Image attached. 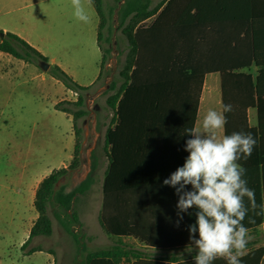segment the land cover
Instances as JSON below:
<instances>
[{"label": "trees", "instance_id": "trees-1", "mask_svg": "<svg viewBox=\"0 0 264 264\" xmlns=\"http://www.w3.org/2000/svg\"><path fill=\"white\" fill-rule=\"evenodd\" d=\"M100 17L98 39L103 58L100 81L113 53L116 29L128 42L123 79L111 84L108 106L114 117L105 135L109 164L102 185L103 209L100 223L118 241L107 248L88 251L77 227L80 196L98 183L99 156L92 155V171L85 181L67 191L63 178L81 165L82 128L80 119L89 115L86 98L92 86H81L61 67L51 65L49 73L76 92L78 99L56 109L73 115L77 139L75 155L68 167L53 170L36 192L39 214L22 250L38 236L53 234L50 212L85 253L81 264H194L188 226L195 223V207L177 215L175 189L163 184L188 152L185 143L195 128L202 88L210 73L222 81V100L231 104L224 113L226 135L250 132L256 140L252 154L238 161L246 168L248 187L255 191L256 203L264 205V0H90ZM123 2V3H121ZM156 17L145 25V21ZM117 22V26L115 25ZM106 29V32H105ZM107 44V46L104 45ZM0 52L29 63L49 62L37 49L17 34L0 29ZM256 67L257 75L250 70ZM96 81V82H97ZM257 108L259 125L250 126L248 110ZM191 189V186H187ZM242 222L248 233L264 224V211L257 207ZM197 238L198 232L195 234ZM132 238L154 250L150 254L127 244ZM249 242L245 249L251 247ZM32 247L29 254L43 251ZM263 250H251L241 264H262ZM212 264H228L217 258Z\"/></svg>", "mask_w": 264, "mask_h": 264}, {"label": "rangeland", "instance_id": "rangeland-1", "mask_svg": "<svg viewBox=\"0 0 264 264\" xmlns=\"http://www.w3.org/2000/svg\"><path fill=\"white\" fill-rule=\"evenodd\" d=\"M160 1L162 0H154V5ZM34 2H38V6H32L31 3ZM50 4L52 6L49 7L51 9L49 14L45 6ZM81 4L89 17L93 12L95 21H100L93 3L89 0H81ZM23 15H26L30 21V27L27 29H30L36 37L43 32L56 40L48 43L47 49L59 58H64L68 37L72 36L75 43H73L74 53L70 59H74L72 62L76 66L80 63L84 65L86 74V78H82L84 81L93 77V70L98 69L99 71L100 67L97 63L101 61L102 55L100 53L93 60L87 54V39L85 37L88 36L89 31L86 30L84 33L82 28L85 22L75 18L72 0H0V18L6 21L5 24L1 21L3 25L19 27ZM71 16L73 22L69 24ZM155 18L146 20L144 24H151ZM117 24L115 22L116 26ZM114 36L113 53L107 65L110 73L97 81L89 90L86 104L90 113L78 122L79 127L82 128L79 140L81 165L61 181V184L67 185V191L80 185L90 175L92 155L97 153L100 164L96 171L98 183L87 195L80 196L77 202V211L82 223L77 229L85 237L84 242L88 251L107 248L118 241V238L108 234L100 223L103 209L102 185L109 164L105 149V135L114 117V112L108 106L107 100L115 92L110 89L112 82L118 80L120 85L123 80L120 71L125 64L128 51V42L122 31L116 29ZM104 45L107 46L106 43ZM0 61L6 64L11 61L13 67L31 64L39 74L37 76L25 72L21 76L12 74L6 77L0 74L1 192L4 190L2 188L7 187L15 177L18 180L22 176L25 181L30 183L35 176L41 179L48 171L52 172L62 168L68 162H70L68 166L71 164L72 157L75 155V145L78 142L73 133V115L71 117L56 109L55 105L58 102L62 103L64 107H71L69 102H75L78 95H72L69 90L65 89V86L49 73L50 68L48 71L43 70L41 66L43 62H40V65L38 62L29 63L9 54L4 55ZM17 64L21 66H15ZM250 72L256 76L257 68L253 67ZM41 74H47V77L43 78L40 76ZM248 120L250 126L257 127L259 125L257 108L248 110ZM0 201L3 200L0 199ZM1 211L0 264H48L45 251L54 255L55 264H81L84 260L86 252L79 251L73 237L61 227L52 212H50V217L53 221V234L35 237L27 248L29 250L34 246H40L45 250L44 253L37 254L32 259L20 257L22 248L19 247V243L28 228V223L32 220L35 222V220L32 216L29 219L27 212L24 213V206L21 229L18 219L14 223H10V220L6 219L7 211L3 208ZM255 238L260 241L264 240V230L259 229L257 233L248 234V239ZM124 240L130 246L154 254V250L143 246L132 238Z\"/></svg>", "mask_w": 264, "mask_h": 264}, {"label": "clouds", "instance_id": "clouds-1", "mask_svg": "<svg viewBox=\"0 0 264 264\" xmlns=\"http://www.w3.org/2000/svg\"><path fill=\"white\" fill-rule=\"evenodd\" d=\"M72 6L76 19L89 21L81 0H72ZM222 109H209L199 128L186 131L191 136L185 143L189 154L183 165L163 180L178 196V224L183 220L182 213L197 209L195 223L188 226L192 245L188 251L196 253L194 264H212L217 258L241 264L248 242V230L242 223L249 211L245 198L253 211L257 207L264 211L244 178L246 168L238 163L251 156L256 140L250 132L218 136L217 130L227 123L224 113L231 112L232 105L224 104Z\"/></svg>", "mask_w": 264, "mask_h": 264}, {"label": "crops", "instance_id": "crops-1", "mask_svg": "<svg viewBox=\"0 0 264 264\" xmlns=\"http://www.w3.org/2000/svg\"><path fill=\"white\" fill-rule=\"evenodd\" d=\"M89 2H91V1L89 0ZM31 5L32 6H36V5L38 6V2L31 3ZM50 6H52V5L50 4V5L45 6V8L47 9L48 12L51 10L49 8ZM20 9H23V8H20ZM95 10H96V8H95ZM96 12H97V10H96ZM92 13H91V16L89 17V21L85 22L83 24L82 30L84 33L86 30L89 31L88 36L85 37L87 39L86 52L94 60L95 58H97V55L98 56L100 55V53H101L102 58H103V53H102V49L100 47L99 39H98L100 21L96 22ZM49 14H50V12H49ZM97 15H98V12H97ZM69 19H70L69 24H72L73 17L71 16V17H69ZM1 21L4 24L6 22L5 20H1V18H0V29L4 30L5 32H12V33L20 36L22 39H24L30 45H32L35 49H37L42 55L47 57L50 65H54V66L56 65V66L61 67L79 85L85 86V87L92 86L98 80V78L100 76V72H101L102 58H101V61L100 62L98 61L99 63H97V64H99V67H100L99 71H98V69H96V71L93 70L92 71L93 77L90 80L84 81V79H82V78H86V74L84 72V69H85L84 65L80 63L78 66H76L72 62V60H74V59L73 58H72V60L70 59L71 58L70 56L73 55V53H74L73 43H75L73 41L72 36L68 37L69 38L68 46H67V48H65V51H64L65 53L63 55L64 58H59V57L53 55L47 49L48 48L47 44L50 43L52 40L53 41H56V40L54 38H52L49 34H45L43 32L40 33V35L38 37H36L30 29H27V27H30V21L28 20L26 15L21 16V26H19V27L18 26L8 27L6 25H3L1 23ZM4 55L7 56L8 54L0 52V60L3 58ZM65 59H67V60L65 61ZM12 63L13 62L10 61L8 64H6V63H1V61H0V74H3L4 77H6L8 75H12V74H17V75L21 76L25 72H30V73H32V75H34V74L37 76L39 75L32 68L33 65H31V64H25L23 66L17 64L15 66H21V67H13ZM46 75L47 74H41L40 76H42L43 78H46L47 77ZM58 82L63 84L60 81H58ZM65 89H67V88L65 87ZM67 90H69V89H67ZM69 92L72 93V95H75L74 91L69 90ZM57 104H58V102H57ZM222 106H223V100H222L221 75L218 72L210 73L206 76L204 84H203L202 94H201L199 109H198V117H197L195 128H199L201 126L203 118L209 109H213V110H216L218 112H222V110H223ZM67 114L72 117L71 114H69V113H67ZM73 133L75 136L74 121H73ZM217 135L221 136V137L223 135H226L225 126H224V128L217 130ZM69 163L70 162H68L67 164H64L63 167H68ZM50 173H51V171L50 172L48 171L47 173L44 174V176L41 179H38V177L35 176V178L32 179L30 181V183L25 181L22 176H20L18 180L15 177L12 181H10L8 183L7 187H3L2 189H4V190L0 192V199L3 200L2 202L0 201V214L2 212L1 211L2 208L5 209L7 211L6 214L8 216V217H6V219H9L10 223H14L18 219L20 222L21 229H22V222L24 219L23 218V209L25 206V212L24 213L27 212V214H29V219L32 216L34 218V220L36 221L38 218V214H37L38 212H37L35 205H34L35 198H36V192H37V189H38L41 181L45 177H47ZM0 218H2V217L0 216ZM34 223L35 222H33V220L28 223V228L26 229L24 236L19 243L20 248H22L23 243H25L28 240ZM17 227H19V226H17ZM259 229L264 230V224ZM249 242L252 244V246L249 247L248 249H244L245 252H244L243 256L247 255L251 250L262 249L263 250L262 264H264V240L260 241L258 238H255V239H248L247 243H249ZM19 247H16V248L18 249ZM44 251L45 250L37 251V252H34L32 254H29L28 250L24 251L21 249L20 257H23L25 259H29V258L32 259L35 255L40 254V253H44ZM186 251L189 253V257H191V253H195V251L189 252L188 249ZM45 253L47 255L48 264H55L54 255L48 251H45ZM191 259H193V256L191 257Z\"/></svg>", "mask_w": 264, "mask_h": 264}, {"label": "water", "instance_id": "water-1", "mask_svg": "<svg viewBox=\"0 0 264 264\" xmlns=\"http://www.w3.org/2000/svg\"><path fill=\"white\" fill-rule=\"evenodd\" d=\"M121 3H123V2H121ZM41 66H42L43 70H45V71H48L50 68V64L48 62H43L41 64Z\"/></svg>", "mask_w": 264, "mask_h": 264}, {"label": "built area", "instance_id": "built-area-1", "mask_svg": "<svg viewBox=\"0 0 264 264\" xmlns=\"http://www.w3.org/2000/svg\"><path fill=\"white\" fill-rule=\"evenodd\" d=\"M76 95H78L76 92H75Z\"/></svg>", "mask_w": 264, "mask_h": 264}]
</instances>
